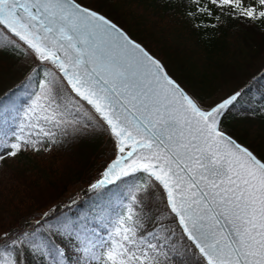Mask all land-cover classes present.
Returning a JSON list of instances; mask_svg holds the SVG:
<instances>
[{
    "label": "snow or ice",
    "instance_id": "1",
    "mask_svg": "<svg viewBox=\"0 0 264 264\" xmlns=\"http://www.w3.org/2000/svg\"><path fill=\"white\" fill-rule=\"evenodd\" d=\"M210 3L264 19V0ZM198 10L211 15L207 7ZM0 29L37 60L26 79L31 81L41 65L50 66L15 131L9 125L19 115L18 102L0 96V160L25 147L38 150L44 140L55 143L59 136L88 128L105 131L114 141V158L90 190L103 198L108 185L142 171L162 186L166 210L190 242L186 251L194 264H264V159L221 127L243 90L203 106L160 60L78 0H0ZM105 211L101 206L99 214ZM109 223L106 238L90 232L87 223L81 227L68 219L58 222L56 232L75 237L76 250L98 264H162L166 245L154 241L166 231L163 226L141 234L142 218L131 204ZM11 244L44 247L36 232L23 233ZM48 254L51 264H63L62 248L49 243ZM0 257L3 264H19L3 247Z\"/></svg>",
    "mask_w": 264,
    "mask_h": 264
},
{
    "label": "trees",
    "instance_id": "2",
    "mask_svg": "<svg viewBox=\"0 0 264 264\" xmlns=\"http://www.w3.org/2000/svg\"><path fill=\"white\" fill-rule=\"evenodd\" d=\"M78 1L105 13L159 56L169 73L203 106L243 90L226 115L223 127L264 159V19L241 17L227 6L211 5L210 0ZM200 7L210 9L211 15L199 11ZM13 40L17 43H11ZM0 42V96L7 94L18 102L19 115L9 125L15 131L25 120L23 112L30 97L39 90L38 80L50 66L41 65L29 81L27 74L38 64L35 57L19 47L18 39L6 29H0ZM28 131L26 127L25 132ZM43 144L51 147L45 176H31L18 170L15 188L9 193L6 189L4 196L0 194V247L12 252L19 264H51L49 243L68 253L63 264H88L89 259L76 250L80 243L75 237L57 234L58 222L68 219L81 227L88 222L98 227V236L105 237L112 228L109 220L114 223L125 215L130 204L142 218L141 234L158 232L161 226L166 229L154 241L166 245L168 254L160 257L162 264H194L191 252L186 251L190 242L166 210L163 188L149 182L146 174L133 175L106 187L103 198L98 191L86 193L114 158V141L107 132L88 128L59 136L55 143L44 140ZM25 151L26 148L19 153ZM3 161L7 163L5 158ZM101 206L106 209L103 216L99 214ZM45 212L48 217H43ZM6 214L11 216L9 222L4 221ZM167 230L174 234L169 236ZM5 232L8 238L3 236ZM33 232L44 241L43 248L29 244L12 246V240ZM164 236L169 239L165 241Z\"/></svg>",
    "mask_w": 264,
    "mask_h": 264
},
{
    "label": "rangeland",
    "instance_id": "3",
    "mask_svg": "<svg viewBox=\"0 0 264 264\" xmlns=\"http://www.w3.org/2000/svg\"><path fill=\"white\" fill-rule=\"evenodd\" d=\"M248 2L251 3L252 0H248ZM85 5H87V4H85ZM87 6H89V5H87ZM157 57H159V56H157ZM232 93H234V92H232ZM230 94H228V95H230ZM228 95H226V96H228ZM224 98H222V99H224ZM222 99H220V100H222ZM204 106H206V105H204ZM25 148H26L25 153L21 154L18 152V154L14 157L5 156V159H7V163H4L3 160H0V194L2 196L6 195V193H9L10 190H13V188H15V186L17 185L18 180H16L15 174L18 170H20V171L24 170L27 174H29L31 176L35 175L38 177H43V176H45L46 171H48V169H49V167H47V166H48V164H50V161H51V157H50L51 156V147L50 146H48L46 144L38 145V150H33L31 147H25ZM0 154H2V153H0ZM6 189L8 192L4 193ZM9 219H11V216L6 214L4 221L9 222ZM85 223H87V227H88L89 231H95L96 233L100 234V230L98 229L97 226L92 225L91 223L89 224L88 222H85ZM84 224L82 226H84ZM106 237H107V235L105 236V238ZM64 253H66V252H64ZM66 254L68 255V253H66ZM87 263L88 264H98V262L90 260V259L88 260Z\"/></svg>",
    "mask_w": 264,
    "mask_h": 264
},
{
    "label": "water",
    "instance_id": "4",
    "mask_svg": "<svg viewBox=\"0 0 264 264\" xmlns=\"http://www.w3.org/2000/svg\"><path fill=\"white\" fill-rule=\"evenodd\" d=\"M80 3V2H79ZM83 6H85L83 3H81ZM86 7V6H85ZM92 9V8H91ZM93 10V9H92ZM96 12H98V11H96ZM98 13H100V12H98ZM100 14H102V15H104L106 18H108V19H110L109 17H107L104 13H100ZM111 20V19H110ZM112 21V20H111ZM114 23L115 24H117L121 29H123L118 23H116L115 21H114ZM123 31L124 32H126L127 34H128V32L126 31V30H124L123 29ZM10 33V32H9ZM11 34V33H10ZM12 35V34H11ZM13 36V35H12ZM128 36L131 38V39H133V40H135L130 34H128ZM14 37V36H13ZM16 39H18V38H16ZM137 43H139V44H141L151 55H153L154 57H156L158 60H160V62L163 64V66H164V68H165V70L168 72V70H167V68H166V66H165V64L162 62V60L159 58V57H157V56H155L154 54H152L149 50H148V48H146L142 43H140L137 39L135 40ZM168 74H169V72H168ZM174 80H176V78L173 76V75H171V74H169ZM177 81V80H176ZM177 83H179L178 81H177ZM180 84V83H179ZM181 87H183L187 92H188V90L183 86V85H181ZM237 91H240V90H237ZM189 93V92H188ZM190 94V93H189ZM228 97V96H227ZM226 98V97H225ZM219 102V101H218ZM236 103V102H235ZM232 108V107H231ZM228 112V111H227ZM226 112V113H227ZM226 115V114H225ZM225 115L223 116V118L225 117ZM223 118H222V120H223ZM225 131V130H224ZM227 133L228 134H230L228 131H227ZM231 135V134H230ZM231 136H233V135H231ZM234 137V136H233ZM235 139H237L236 137H234ZM238 140V142H240L242 145H244V146H246V147H248L247 145H245L243 142H241L239 139H237ZM251 151H253L254 152V154H256L255 153V151L251 148V147H248ZM257 155V154H256ZM258 156V155H257ZM259 157V156H258ZM259 158H261V159H263L262 157H259ZM139 174H145V173H143L142 171L141 172H138V173H135V174H131V175H129L128 177H132L133 175H139ZM147 175V174H146ZM128 177H123V178H121V179H125V178H128ZM101 177H99V179H100ZM98 180V179H97ZM121 181V180H120ZM95 182V181H94ZM93 182V183H94ZM117 182H119V181H117ZM116 182V183H117ZM110 185H108L107 187H109ZM162 187V186H161ZM93 190H90L89 189V191H88V193L89 192H92ZM164 191V190H163ZM165 194V193H164Z\"/></svg>",
    "mask_w": 264,
    "mask_h": 264
},
{
    "label": "bare ground",
    "instance_id": "5",
    "mask_svg": "<svg viewBox=\"0 0 264 264\" xmlns=\"http://www.w3.org/2000/svg\"><path fill=\"white\" fill-rule=\"evenodd\" d=\"M78 2H79V1H78ZM80 3H81V2H80ZM84 5H85V4H84ZM85 6L88 7V8H90V9L92 8V9L95 10V11H98L97 9L93 8L92 6H91V7H89V6H87V5H85ZM98 12H100V11H98ZM100 13H101V12H100ZM102 13H103V12H102ZM104 14H105V13H104ZM105 15H106V14H105ZM106 16H107V15H106ZM107 17H108V16H107ZM109 18H110V17H109ZM110 19H111V18H110ZM111 20H112V19H111ZM112 21L114 22V20H112ZM118 24H119V23H118ZM120 26H121V25H120ZM122 28H123V27H122ZM123 29H124V28H123ZM124 30H125V29H124ZM128 34H129V33H128ZM130 35H131V34H130ZM131 36H132V35H131ZM132 37H133V36H132ZM133 38H134V37H133ZM134 39H135V38H134ZM135 40H136V39H135ZM137 40H138V39H137ZM138 41H139V40H138ZM139 42H140V41H139ZM140 43H141V42H140ZM143 45H144V44H143ZM144 46H145V45H144ZM148 50H149V49H148ZM149 51H150V50H149ZM150 52H151V51H150ZM151 53H152V52H151ZM152 54H153V53H152ZM154 55H155V54H154ZM155 56H156V55H155ZM159 58H160V57H159ZM166 68H167V67H166ZM168 72H169V71H168ZM169 74H171V73H169ZM176 80H177V79H176ZM177 81H178V80H177ZM178 82H179V81H178ZM179 83H180V82H179ZM180 85H182V84H180ZM183 86H184V85H183ZM184 87H185V86H184ZM185 88H186V87H185ZM186 89H187V88H186ZM240 91H241V89H240ZM188 92H189V91H188ZM189 93H190V92H189ZM190 94H191V93H190ZM231 94H232V93H231ZM231 94H230V95H231ZM191 95H192V94H191ZM192 96H193V95H192ZM228 96H229V95H228ZM194 97H195V96H194ZM226 97H227V96H226ZM195 98H196V97H195ZM219 101H220V100H219ZM217 102H218V101H217ZM217 102H216V103H217ZM231 109H232V108H231ZM231 109H230V110H231ZM230 110L226 113V115L230 112ZM226 115H225V117L223 118V120H222V124H221V127L223 128V130H225L224 127H223V121L225 120ZM226 132H227V131H226ZM238 139H239V138H238ZM100 177H101V175H100ZM98 179H99V178H98ZM96 180H97V179H96ZM96 180H95V181H96ZM93 182H94V181H93ZM93 182H92V183H93ZM92 183H91V184H92ZM114 184H116V183H114ZM114 184H112V185H114ZM109 187H110V186H109ZM89 189H90V186H89ZM89 189L86 191V193H88Z\"/></svg>",
    "mask_w": 264,
    "mask_h": 264
}]
</instances>
